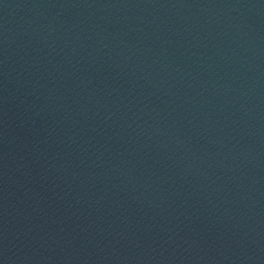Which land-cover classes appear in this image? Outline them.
<instances>
[{
    "label": "water",
    "instance_id": "water-1",
    "mask_svg": "<svg viewBox=\"0 0 264 264\" xmlns=\"http://www.w3.org/2000/svg\"><path fill=\"white\" fill-rule=\"evenodd\" d=\"M0 264H264V0H0Z\"/></svg>",
    "mask_w": 264,
    "mask_h": 264
}]
</instances>
